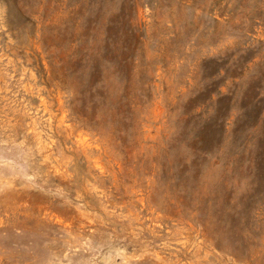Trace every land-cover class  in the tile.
Listing matches in <instances>:
<instances>
[{"label": "rangeland", "instance_id": "374dc122", "mask_svg": "<svg viewBox=\"0 0 264 264\" xmlns=\"http://www.w3.org/2000/svg\"><path fill=\"white\" fill-rule=\"evenodd\" d=\"M0 264H264V0H0Z\"/></svg>", "mask_w": 264, "mask_h": 264}]
</instances>
